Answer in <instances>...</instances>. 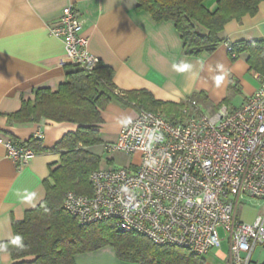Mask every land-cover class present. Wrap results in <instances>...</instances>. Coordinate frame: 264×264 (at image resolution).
I'll use <instances>...</instances> for the list:
<instances>
[{
    "label": "built area",
    "instance_id": "2783aa9c",
    "mask_svg": "<svg viewBox=\"0 0 264 264\" xmlns=\"http://www.w3.org/2000/svg\"><path fill=\"white\" fill-rule=\"evenodd\" d=\"M48 31L64 45L59 67L92 72L99 66L72 7L63 8ZM226 50L232 52L228 44ZM258 77L260 87L239 108L207 111L186 99L171 117L138 111L115 143L104 144L107 158L88 178L91 193L67 192L63 210L80 225L113 221L119 232L204 259L226 241L224 264H252L255 250L264 247V77ZM4 148L17 169L35 156L15 141ZM115 152L137 156V163L111 167ZM245 198L263 202L251 223L237 219Z\"/></svg>",
    "mask_w": 264,
    "mask_h": 264
},
{
    "label": "crops",
    "instance_id": "0c3cea01",
    "mask_svg": "<svg viewBox=\"0 0 264 264\" xmlns=\"http://www.w3.org/2000/svg\"><path fill=\"white\" fill-rule=\"evenodd\" d=\"M217 1L205 0L203 4L212 12ZM68 6L82 22L81 35L88 40L90 54L99 59L100 67L111 71L117 92L145 91L156 101L177 105L204 92L212 107L201 106L213 111L234 81L242 86L243 103L261 85L255 74L253 86L246 79L250 73L246 55L231 61L226 45L264 39V1L256 15L225 25L221 33L224 43L214 53L197 57L184 54L171 23L154 22L137 10L135 0H0V244L13 239L12 222L22 221L26 212L44 200L43 184L60 164V154L53 148L76 130L74 124L44 119L9 122L22 101L33 99L35 90L54 92L65 82L69 67L57 65L64 56V45L49 35L48 26ZM100 115L99 138L107 144L117 140L122 126L133 120L137 111L111 100ZM38 132L44 151L17 169L8 159L4 143H24L36 138ZM224 256L215 252L205 258L206 264H213L211 258L223 264ZM12 263L9 255L0 251V264Z\"/></svg>",
    "mask_w": 264,
    "mask_h": 264
},
{
    "label": "trees",
    "instance_id": "16d2710c",
    "mask_svg": "<svg viewBox=\"0 0 264 264\" xmlns=\"http://www.w3.org/2000/svg\"><path fill=\"white\" fill-rule=\"evenodd\" d=\"M204 1L135 0L137 10L147 13L154 22L171 23L183 44L184 54L197 57L214 53L224 43L221 33L225 25L256 15L264 0H218L212 12L204 7ZM228 45L232 49L228 52L231 61L245 54L249 72L264 77V39ZM111 79V71L100 66L92 72L69 67L65 82L56 91L35 90L33 99L22 101L19 111L9 116V122L15 124L44 119L76 126L75 132L66 134L53 148L60 154V164L50 171L43 184L44 200L26 212L22 221H13V239L0 244V251L9 255L12 264H75L76 255L107 246L113 247L117 257L127 263L206 264L204 258L186 249L156 246L140 235L119 232L113 221L80 225L63 210L62 200L67 192L91 193L88 178L101 162L92 150L99 146L103 149L98 132L102 123L100 113L111 100L137 112H161L167 117L176 114L183 105L156 101L145 91H118L122 96H117ZM236 85L233 82L230 87ZM190 99L212 107L204 92L194 93ZM225 102L227 99L215 109ZM40 142L32 138L19 144L38 153L44 151Z\"/></svg>",
    "mask_w": 264,
    "mask_h": 264
},
{
    "label": "rangeland",
    "instance_id": "374dc122",
    "mask_svg": "<svg viewBox=\"0 0 264 264\" xmlns=\"http://www.w3.org/2000/svg\"><path fill=\"white\" fill-rule=\"evenodd\" d=\"M246 79L248 80L249 84L252 86L257 82L256 77L251 72L247 75ZM225 99H227V102L222 104L223 106H226L228 108H239L242 105L244 99V94L242 91L241 84L237 82L236 86H232L228 88ZM92 151L98 154L101 159L107 158L106 153L101 147L93 148ZM109 157L113 159V162H110L109 166L117 169L125 168L128 166L129 163H135V164L137 163V156L130 157L124 155L121 152H115L114 154H111ZM262 208H263L262 201L254 200L251 198H245V205L243 212L237 213V219L242 220L243 222L251 223L254 220V218L262 212ZM219 234L220 237L223 236V233L221 231H219ZM227 251H228V247L225 241L221 244L218 250L212 251L210 255L214 256L215 252H222L223 254H226ZM211 260L213 261V264H221L220 262L215 261L214 258H211ZM263 262H264V247H258L252 255V264H262ZM75 263L76 264H137V263H127L120 260L117 257L115 250L111 246H107L98 251L83 253V254H79L78 256L76 255ZM222 263L224 264V262Z\"/></svg>",
    "mask_w": 264,
    "mask_h": 264
}]
</instances>
